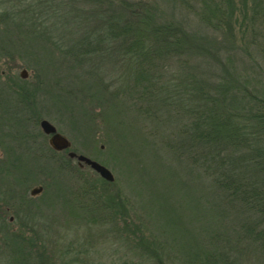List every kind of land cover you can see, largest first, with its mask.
<instances>
[{
    "label": "trees",
    "instance_id": "obj_1",
    "mask_svg": "<svg viewBox=\"0 0 264 264\" xmlns=\"http://www.w3.org/2000/svg\"><path fill=\"white\" fill-rule=\"evenodd\" d=\"M28 1L23 0L22 16L18 13L19 30L14 31L18 47L9 42L8 53L37 45L42 48L45 43L72 56L76 67L87 69L93 76V101L103 108L99 118L117 142L127 151H142L151 141L158 146L156 157L164 164L168 163L165 158H174L200 176L204 215L199 223L192 215L195 227L191 225L187 231V226L168 228V221L174 219L164 213L166 221L157 224L156 202L169 201V189H162L154 198L157 201L145 211L139 195L134 201L122 187L118 191L122 193L113 194L106 188L110 183L99 177L92 183H83L76 192L61 191L58 203L68 221L99 226L111 245L118 244L132 257L122 255V259H116L110 255L108 261H97L104 249L85 239V243L67 248L49 263L50 257L45 252L37 254L35 245L24 234L18 236V231L10 234L7 230L3 242L12 254L24 258L22 264H33V260L37 264H264V89L244 83H209L193 64L194 48L185 31L173 23L159 25L153 16L142 15L128 2H121L118 7L122 10L118 12L113 0H82L88 8L79 10L76 19L80 30L71 45L55 34L57 20L41 11L38 3ZM176 1L215 32L222 33L227 26L236 25L244 41L249 39L248 34L252 35L264 62V0H239V7L236 0H200L198 9L191 0ZM0 20L15 22L1 5ZM85 22L89 25L86 30ZM104 63H117L122 68L125 64L130 70L127 83L111 89L98 67ZM170 63L177 67L171 68ZM119 70L117 67L113 72ZM116 77L111 83L119 84L127 78L121 74ZM5 82L0 71V120L24 128L30 116L22 120L19 115L27 108L34 111L35 102L30 101L34 96L27 86L18 85L16 78L15 87ZM11 91H15L14 95L9 94ZM120 99L124 106L117 103ZM136 115L153 121L151 131L141 133L142 140L132 131L139 128L140 118ZM14 116L18 117L14 120ZM39 121L35 117L33 123L38 126ZM127 132L134 137L128 138ZM45 145L50 160L56 161L60 170L80 172L81 167H74L71 158ZM7 159V176L18 186L33 185L28 183L35 178V168L26 173L15 159ZM172 196L175 197L174 190ZM20 208L24 213L31 210L23 201ZM19 214L15 212L16 222ZM173 222L179 224L177 220ZM6 223V219H0L1 230L6 229ZM20 224L19 229L25 227L24 222ZM35 227L36 224L31 226L34 235ZM12 241L23 245L22 252L15 253Z\"/></svg>",
    "mask_w": 264,
    "mask_h": 264
},
{
    "label": "rangeland",
    "instance_id": "obj_2",
    "mask_svg": "<svg viewBox=\"0 0 264 264\" xmlns=\"http://www.w3.org/2000/svg\"><path fill=\"white\" fill-rule=\"evenodd\" d=\"M113 1L117 7L122 4L121 2H128L133 5V9L142 11V15L153 16L159 25L173 23L185 31L190 45L194 48L193 64L197 72L209 83L217 85L228 82L235 86L244 83L264 89V62L257 47L254 46L253 41L256 40L248 34L249 39L244 41L245 39L238 34L236 25L227 26L222 33L215 32L176 0ZM236 1L239 7L241 0ZM191 2L195 9L199 8L200 0H191ZM30 3H38L41 11L46 12L48 17H53V21L57 20L55 24L58 31L55 34L60 40L74 44V39L80 30L76 17L80 16L78 13L81 8H88L82 0H29L28 4ZM0 5L4 6V11L10 13L11 20L16 22L5 23L0 20V71L7 85L15 87L13 79L16 78L18 85L27 86L34 96L30 98V101L35 102L32 103L33 112L27 108L26 113L22 112L19 115L22 120H25V115L30 116L28 121L26 120V127H15L10 122L5 123L0 120V168L3 170L0 171V219L7 220L6 229L0 228V264L25 262L24 258L12 254L9 245L7 247L4 244L3 239L6 237L7 230L10 234H16L17 231V235L24 234V237L35 245L37 254L45 252V255L50 257L47 258L50 259L49 263L52 258L57 260L67 248L72 246L75 248L85 243V239L92 246L104 249L101 250L104 251L102 256L98 255L97 261L98 259L108 261L110 255L116 259H122V255L132 257L129 251L121 250L118 244L111 245L112 242L105 239L108 235L104 234L105 232L99 226H86L79 224L77 220L73 222L67 220L58 203L57 195L61 191L76 192L83 183H92L100 176L89 166L81 167L77 159H72V164L74 167L81 168L80 172L74 174L67 170H60L56 161L50 160V153L45 151V144H49V137L40 127V122L44 119L55 125L58 131L72 142L73 151L103 164L113 173L115 181L109 182L110 184L106 186L107 190L113 194H119L123 192H118L122 187L134 201L139 195L140 205L142 208L145 207L146 211L157 201L154 198L158 193L167 188L171 193L169 201L156 202V215L159 216L157 224H164L165 215L169 214V218L177 220L179 224L174 223V220L168 221V228L187 226L185 230L187 231L191 225L195 227L192 223V215L198 223L204 215L203 202L200 200L203 185L200 176L195 172L191 173L188 165L174 158H170V161L165 158L168 163L164 164L156 157L159 153L158 146L152 145L151 141L148 146H143L142 151H139V148L127 151L121 143L117 142L114 133L109 131L99 118L103 108L102 104L100 106L93 101L95 93L93 76L88 75L87 69L82 70L76 67L72 56L65 55L45 43L41 44L42 48L37 45L24 51L15 49L10 52L11 54L8 53L10 44L18 47L19 38L17 39L14 35L19 30L18 13L21 15L24 3L23 0H0ZM119 7L118 12L122 10ZM87 26L89 25L85 22L83 29L86 30ZM260 38L259 36L258 41ZM69 44L67 45L70 46ZM67 45H65L66 48ZM98 67L113 90L122 86V82L127 83L126 80L129 79L130 70L127 71L125 64L123 68L117 63L108 65L104 63ZM117 67L121 70L118 73L113 72V69ZM170 67L177 66L170 63ZM24 70L28 73L27 79L21 78ZM117 74L127 78L121 80L119 84L111 83L113 78H118ZM42 81H44L43 86L40 85ZM14 92L11 91L9 94L14 95ZM104 102L105 100L102 103ZM106 103L108 106V101ZM117 103L124 106L121 99ZM17 117L14 116V120ZM35 117L40 118L38 126L33 123ZM143 119L140 118V129H132L138 134L136 137L139 139L141 133L146 134L153 127V121ZM22 129L25 131L18 132ZM127 135L128 138L134 137L129 132ZM142 139L143 136L140 140ZM136 153H139V156L136 157ZM62 154L69 157L68 152H62ZM10 157L15 159V163L19 164L26 173L35 168L36 171L33 174L35 178L28 183L33 185L20 184L19 186L22 187H19L11 176H7L9 168L7 158L10 159ZM44 185L45 190L40 195H31L32 189L44 187ZM10 186L15 187L11 189ZM173 190L175 197L172 196ZM21 199L31 207L29 213H24L20 208ZM15 212L20 213L19 219L24 222L25 227L19 229L21 221L16 222ZM11 218H14L13 223L10 222ZM35 224L37 233L35 232L34 235L31 232V226ZM15 243L12 241L13 249L16 248L15 253L22 252L23 245L19 242L18 245ZM32 263L37 264L35 260ZM253 264H255L254 261Z\"/></svg>",
    "mask_w": 264,
    "mask_h": 264
},
{
    "label": "water",
    "instance_id": "obj_3",
    "mask_svg": "<svg viewBox=\"0 0 264 264\" xmlns=\"http://www.w3.org/2000/svg\"><path fill=\"white\" fill-rule=\"evenodd\" d=\"M22 79L28 78V73L26 70L22 71L21 73ZM40 127L43 133L47 136H49V145L52 149H54L57 152H62L66 150L69 151V157L71 159H77L79 162V165L83 167L84 165L89 166L93 171H95L102 179L106 180L107 182H114L115 176L113 173L103 164L85 156V155H79L72 150V142L63 134H61L57 127L53 125L50 121L44 119L40 122ZM44 191L43 187L34 188L31 191L32 196H38Z\"/></svg>",
    "mask_w": 264,
    "mask_h": 264
},
{
    "label": "flooded vegetation",
    "instance_id": "obj_4",
    "mask_svg": "<svg viewBox=\"0 0 264 264\" xmlns=\"http://www.w3.org/2000/svg\"><path fill=\"white\" fill-rule=\"evenodd\" d=\"M13 221H14V218H11V219H10V222L13 223Z\"/></svg>",
    "mask_w": 264,
    "mask_h": 264
}]
</instances>
